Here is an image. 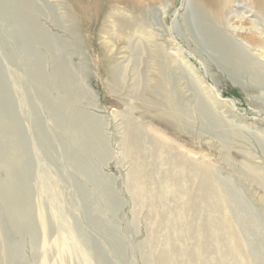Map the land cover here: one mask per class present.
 <instances>
[{
  "label": "rangeland",
  "instance_id": "1",
  "mask_svg": "<svg viewBox=\"0 0 264 264\" xmlns=\"http://www.w3.org/2000/svg\"><path fill=\"white\" fill-rule=\"evenodd\" d=\"M25 1L32 7L30 22L47 44L31 38L28 43L21 36L23 29L15 18L18 0H0V124L16 131L6 138L3 134L6 144L1 146L8 154L15 147L21 149L26 168L12 190L23 186L29 194L25 208L30 209L33 234L25 232L21 219L11 222L14 197L5 189L7 176L0 159V264H153L150 257L160 253L167 235L182 253L173 264H204L206 260L220 264L219 246L214 244L211 253H204L197 238L186 234V222L176 216L182 208L176 195L158 188L162 201L156 203L155 212L165 210L163 221L156 213L149 216L147 197L143 209L136 202L128 187L132 160L125 156L123 146L130 114L143 125L147 143L159 138L213 167L217 180L228 189L234 229L246 254L264 264V184L245 169L248 165L264 172V50L259 53L232 37L245 68L236 70L224 63L221 52L210 49L200 37L197 17L203 15L208 25L213 23L208 10L197 6L196 0ZM233 1L248 6L250 0ZM138 3L148 30L183 50L184 57L168 67L167 75L181 89L178 110L189 107L191 120L178 112L158 115L133 96L139 90L138 75L145 71L146 56L138 35L128 32L137 39L129 44L128 30L117 33L111 15L116 9L136 15ZM82 7L89 11L88 17ZM72 13L76 14L73 21ZM258 22L264 30V23ZM103 25L105 30H101ZM231 28L226 23L222 30L229 35ZM115 65L123 72L122 87L108 75ZM60 71L71 90L68 96ZM194 75H201L213 99L204 95ZM79 114L94 123L93 141L81 146L71 121ZM148 147L149 169L162 178L164 186H172L166 178L168 166L151 158ZM186 179L183 175L180 185L188 188ZM242 263V258L232 256L227 264Z\"/></svg>",
  "mask_w": 264,
  "mask_h": 264
},
{
  "label": "bare ground",
  "instance_id": "2",
  "mask_svg": "<svg viewBox=\"0 0 264 264\" xmlns=\"http://www.w3.org/2000/svg\"><path fill=\"white\" fill-rule=\"evenodd\" d=\"M18 1L19 6L17 5L15 7L17 16H15V18L23 29L21 36H25L28 43L31 38L46 45L47 41L45 37L43 38L36 26L30 22L29 13L31 12L32 7L25 0ZM196 2L197 6L205 7L208 10L213 23L211 26L208 25L203 15L197 17L196 24L200 31V37L210 49H215L221 52L219 54L222 56L224 63L229 64L232 67L234 66L236 70H244L245 68L243 55L240 53L238 45L232 40V37L239 41V44L242 46L250 49L254 48L255 51L262 53L261 51L264 50V30L260 28L261 25H259L260 22L258 21L264 23V0H250L248 6L244 5L246 4L245 2L239 3L238 1L233 0H196ZM135 5L137 6L135 9L137 10L136 15L131 14L130 16H127L119 9L112 11L113 14L111 15L115 27L117 28V33H123L126 29L128 30L125 31L127 34L130 32L132 35H138L137 39L141 41V50L145 54L144 56H146L144 63L145 71L140 74L138 73L139 90L136 88L137 91L133 96L136 100H142L148 103L152 108L156 109L158 115L171 116L178 112L179 114L177 115L181 118L191 120L193 113L189 107H186L184 112L178 110L179 106L177 107V101L179 103L181 89L176 83L174 84L170 82L167 75L168 67L173 66V63H175L179 57H184L183 50L181 51V48L176 47L168 40H165L163 35L148 30V27L143 20V8L140 3ZM95 9H97L96 6ZM9 10L10 9L6 6L5 12L9 13ZM81 12L85 17L89 16V11L86 8L82 7ZM70 19L72 21L75 20L76 14L72 13ZM226 23L232 25V28L228 32L229 35L225 34L222 30ZM112 26H114V24H112ZM105 28V25L101 26V30H105ZM131 34H128L130 36L127 35L125 37L129 44H131L134 39ZM137 39L135 38L134 40ZM31 42L32 41H30V43ZM131 48H133L132 45ZM104 67L106 68L105 65ZM151 69L155 71V74L150 72ZM59 75L61 77L60 82L65 88L68 96L71 90L62 79V76L64 75L63 72L60 71ZM108 75L118 86L122 87L124 85L123 72L120 70L119 66L115 65L111 67L108 71ZM195 75L194 78L204 95L213 99L211 88H208L206 84L204 85L201 75ZM146 94H148V97L145 96ZM4 99L7 104V99ZM1 100L0 97V101ZM214 100L219 103L215 97ZM1 112L2 110L0 108V113ZM72 120L76 125L74 138L80 143V146L84 145L86 140L92 142L94 131L91 130V128H93L92 126H94V123L83 115L81 116V114H79V116L75 115V118H71V121ZM60 123L64 127L67 126V123L64 121L60 120ZM124 131V154L127 158L132 160V169L128 187L136 196V202L141 209L145 206V202L147 203L144 199L147 197L149 205H151L149 209L150 215H148L151 216L156 213L159 220L163 221L165 218V210L155 212L158 211L155 210V206H157L156 203H161L158 202V200L162 201V196L159 193L158 188L161 187L163 189L164 187L163 191H168L169 195L173 194L174 196H177L176 198H180L182 208L178 213L179 215L176 216H179V221H183L184 224L186 222V234L193 239L197 238L200 247L203 249L201 251L204 253H211L213 245L216 244L220 247L219 251L222 255L221 261H219L220 264H227L232 256H239L242 258V264H260V262L255 263L252 260V257H249L243 248V242L240 240L237 231L234 229L233 220L235 217L232 214L233 211L231 207H233V205L231 204L228 189L224 184L217 180L214 174V169L211 165L192 159L189 154L182 153L179 148L172 147L159 138H152L147 143V134L145 135L143 131V125H141L137 119L132 118L131 114L126 119V129ZM10 133H16L15 129L9 126L7 127V125L3 128L0 124V159L4 161V168L7 176L5 189H7L8 191H6L11 193L12 197H14L13 205L10 207L11 222L13 223L16 220L21 219L25 225V232L27 234H33V226L30 220V209L25 208L30 200L29 194L23 186V189L22 187H18L12 190V184L26 168V165L23 162V155H21V149L15 147L16 149L14 153L8 154L5 148L9 149V147L4 146V152L1 146L6 144L4 143V137L6 138V135L9 136ZM87 134L89 135L87 136ZM146 145L149 146L148 148L151 158L168 166L167 173H165L168 176L166 178H169L172 182V186H164L160 182L162 178H158V174L154 173L152 168L149 169L146 161ZM245 169L250 173V176H252L251 178L264 184V172L256 170L248 165ZM183 175L184 178L186 175L187 179L184 185L189 183L188 188L180 185L183 180H181ZM198 218L200 220L199 222L197 221ZM1 236L2 233L0 231V238ZM176 239L178 240V238ZM186 239L187 237L185 240ZM3 243L6 245L5 240ZM174 245L175 243H173L171 236L167 235V241L163 249H161L160 253L158 252L159 254L157 256L156 254L151 256L150 262L153 264H173L174 257L182 255ZM83 254L86 257L87 262L90 263L89 255L86 252ZM202 261H204V259ZM217 263L218 261L216 260H206L204 262V264Z\"/></svg>",
  "mask_w": 264,
  "mask_h": 264
}]
</instances>
